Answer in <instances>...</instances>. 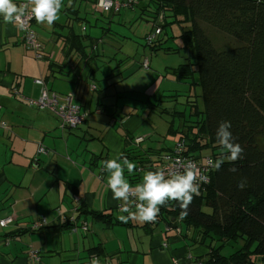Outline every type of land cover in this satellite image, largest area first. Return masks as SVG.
Returning <instances> with one entry per match:
<instances>
[{
    "label": "crops",
    "instance_id": "0c3cea01",
    "mask_svg": "<svg viewBox=\"0 0 264 264\" xmlns=\"http://www.w3.org/2000/svg\"><path fill=\"white\" fill-rule=\"evenodd\" d=\"M66 9L79 18V10ZM69 23L55 21L46 28L35 21L33 29L42 27L35 32L43 46L40 62L25 48L17 26L0 17V122L5 126L0 129V220L12 218L0 227V264H82L93 256L103 264H207L208 248L193 245L192 231L180 221L169 225L157 215L151 222H121L118 216L127 213L117 207L125 202L114 200L107 187L103 162L118 154L134 153L152 162L146 170L137 167L134 182L125 168L132 187L148 171L165 175L162 158L171 155L177 138L171 147L166 138L155 140L154 129L147 128L154 126L141 114L143 106H137L162 92L163 70L152 68L147 59H125L105 74L98 66L101 55L89 47L87 58L68 51L55 30ZM59 41L63 44L58 47ZM145 61L147 68L141 66ZM44 90L71 96L86 114L85 121L63 130L50 110L28 108L26 99L37 100ZM147 138L160 146L144 148ZM39 146L46 154H37ZM69 218H74L77 232H71ZM41 220L46 227L32 232V224ZM83 223L87 231L81 230ZM31 252L37 253V260Z\"/></svg>",
    "mask_w": 264,
    "mask_h": 264
},
{
    "label": "trees",
    "instance_id": "16d2710c",
    "mask_svg": "<svg viewBox=\"0 0 264 264\" xmlns=\"http://www.w3.org/2000/svg\"><path fill=\"white\" fill-rule=\"evenodd\" d=\"M138 8L141 17L145 16L153 26L158 24L160 35L165 33L147 45L152 52L174 53L185 48L191 54L188 63L171 69L177 82L188 85L186 96L161 92L153 96V101H138L150 111L158 109L159 116L171 117L167 131L177 135L176 144L183 145L186 157L199 163L205 159L213 162L207 174L208 183L198 187L199 195H194L187 216H181L182 209L176 201L162 205L158 216L164 217L169 225L180 221L192 231L193 245L206 246L209 250L207 264H264V3L260 0H140ZM66 12L68 9L64 14L69 15ZM74 21L82 19L76 16ZM199 21L229 34L242 46L216 50ZM64 25L61 28L67 29V35H58L65 39L68 51L87 58L85 43L92 49L97 39L76 34L71 23ZM174 25L180 28L177 37L167 32ZM174 39L181 41L180 48L165 47ZM196 89L200 95L195 94ZM182 97L184 103L180 101ZM197 98L201 99L202 107ZM167 103L183 104L187 113L162 108ZM225 120L231 122L234 140L244 149V154L237 162L225 160L220 170H216L215 161L223 157L225 150L217 142L215 132ZM130 155L123 157L138 164L129 174L130 179L136 177L138 166L143 170L151 167L148 159ZM233 168L238 171L233 172ZM241 182L245 183L243 189L238 187ZM226 247L232 252L223 255Z\"/></svg>",
    "mask_w": 264,
    "mask_h": 264
},
{
    "label": "rangeland",
    "instance_id": "374dc122",
    "mask_svg": "<svg viewBox=\"0 0 264 264\" xmlns=\"http://www.w3.org/2000/svg\"><path fill=\"white\" fill-rule=\"evenodd\" d=\"M92 3L90 0H78L74 2V4L68 0H62V7L59 12V19L56 21L58 23H64L68 21L73 25V31L80 35H90L93 38L97 39V42L94 43V47L88 50H93L94 53L100 54V62L98 63L99 68H103L105 74H109L110 70L116 67V65L122 60H133V61H144L147 59L153 67H158L160 71L163 70L161 76V91L164 95H172L174 92L186 96L188 94V85L184 82H177L174 76L171 74V69L176 68L179 65L184 63H188L190 59V53L187 49H180L177 52H164V51H156L152 52L150 48L147 46L145 37L151 35L153 33V25L151 22H148V19L145 16H140V9L136 8L135 10H122L120 13H112L108 12L103 15L98 14L99 12H95L92 8ZM144 1H142V4ZM69 7L73 6L74 9L79 10L78 16L79 18L83 19L81 25H78L73 19L75 18L73 14L66 15L64 14V10ZM71 19V20H70ZM42 26H48L46 23H39ZM198 25L203 30L204 34L211 40L214 48L218 51L222 50H229L234 49L237 47L242 46L240 42L235 40L229 34L224 33L220 29L199 21ZM81 27H85V31L81 30ZM44 28V27H43ZM34 31L38 33L39 29L42 27H34ZM45 29V28H44ZM51 31V30H50ZM49 31V32H50ZM67 30L56 29V34L66 35L68 32ZM169 35L176 36L180 33V28L178 26L169 27L167 30ZM48 33V32H46ZM164 32L160 35L161 37L164 36ZM63 42H58V47L62 46ZM88 44V43H87ZM182 46L181 41L179 39L170 40L165 44V47L171 48H180ZM52 47V46H51ZM48 53L54 54L55 50L47 49ZM54 52V53H53ZM33 53V52H32ZM34 55V53H33ZM32 55V56H33ZM59 55L56 53V56ZM189 58V59H188ZM35 59V57H34ZM112 59V60H111ZM37 61H42L41 59ZM166 67V69H165ZM96 78H99L96 75ZM196 95H200V90L196 89ZM97 95L94 94V98L96 99ZM181 102H185V98H180ZM197 103L199 107H202L201 99L197 98ZM137 106H143V110L140 111L141 114L144 116L145 119L149 122V125L154 126L147 127L149 130L154 129V138L155 140H159V138H166L168 141L166 145L171 147L173 142L177 138V135L167 134L166 131L169 127V123L172 121L169 115H162L159 116L158 113L155 111H150L145 109L144 105L138 103ZM33 110L35 108L28 107ZM162 108H175L176 111H185L187 113V108L182 105L173 106L171 103L165 104ZM158 110V109H156ZM175 126H177V121H174ZM151 128V129H150ZM152 140L148 142V138L145 143H142L144 148L150 147H159V145H155L154 141ZM163 141V140H161ZM173 141V142H172ZM206 153H202V155ZM232 250L228 247L224 248L222 251L223 255H228L231 253Z\"/></svg>",
    "mask_w": 264,
    "mask_h": 264
},
{
    "label": "clouds",
    "instance_id": "9594fccd",
    "mask_svg": "<svg viewBox=\"0 0 264 264\" xmlns=\"http://www.w3.org/2000/svg\"><path fill=\"white\" fill-rule=\"evenodd\" d=\"M264 3V0H260ZM30 16L35 18L37 23H46L48 26L54 24L59 19V12L62 7V0H29ZM26 7L18 6L13 0H0V17L3 23H15L25 15ZM23 27V25H21ZM230 121L219 123L215 136L217 142L225 150L223 157L215 161L214 167L220 170L221 166L228 162H237L244 154L241 145L235 142L231 131ZM122 160V163H121ZM136 165L130 162L122 154L103 162V168L109 175L107 176V187L112 192L114 200L124 201L121 207L122 213L118 219L127 223L131 219L141 222L154 221L160 211V206L168 201H176L182 209L181 216L188 215V207L194 195H199L198 186L194 183L195 175L191 168L185 167L183 173H177L165 177L162 171H148L142 177V181L132 187L124 176L125 168L131 174ZM233 172L238 169L233 168ZM240 189L245 187V183L238 184ZM131 199L138 201L134 210L128 206ZM3 224L0 222V227Z\"/></svg>",
    "mask_w": 264,
    "mask_h": 264
},
{
    "label": "built area",
    "instance_id": "2783aa9c",
    "mask_svg": "<svg viewBox=\"0 0 264 264\" xmlns=\"http://www.w3.org/2000/svg\"><path fill=\"white\" fill-rule=\"evenodd\" d=\"M18 6H25L26 12L19 21H16L14 24L17 26V29L22 35V41L25 48L34 53L37 60L41 59L43 46L37 39V34L35 33L33 27L31 26L35 18L30 16L29 0H19L17 2ZM140 5V0H95L94 8L96 12H112L119 13L121 10H135ZM161 23V17L158 20ZM23 25V27H21ZM82 30H85L83 27ZM161 28L156 24L153 26V33L145 37L147 45H150L156 40L160 35ZM143 68H147V61L142 64ZM36 83H40V80H37ZM15 95H18L14 91ZM27 104L35 109L43 110L47 109L54 113L60 122V128L63 130L75 129L81 125L86 118V114L81 111L80 107L73 102L71 96L60 97L56 94H48L47 91H43L41 96L37 100L26 99ZM5 128L4 124L0 122V129ZM139 141V140H137ZM37 154H46V149L42 146H39ZM165 162L164 172L169 177L177 173H183L185 167H189L193 170L195 175L194 183L200 187L208 183L207 174L209 170L213 167V162L210 159H205L203 163L195 162L193 159L186 157L183 154V145L181 143L176 144L173 154L162 158ZM128 203L130 208H134L135 204L138 201L131 199ZM118 205L117 209L121 212V207L124 205ZM3 226L6 227L9 223L12 222V218L8 217L4 220H0ZM68 222L71 224V232H77V225L75 224L74 218H69ZM46 227V221L41 220L32 224L31 231L36 232ZM82 231H87L86 223H83L80 227ZM30 257L37 260V253L31 252ZM82 264H103L101 263L96 256L91 257L87 262ZM173 264H183L181 262H173ZM192 264V263H186Z\"/></svg>",
    "mask_w": 264,
    "mask_h": 264
}]
</instances>
